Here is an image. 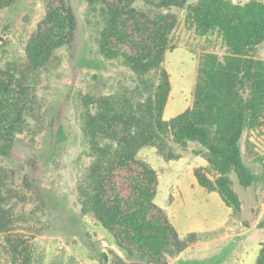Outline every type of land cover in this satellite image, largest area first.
Masks as SVG:
<instances>
[{"label": "trees", "instance_id": "trees-1", "mask_svg": "<svg viewBox=\"0 0 264 264\" xmlns=\"http://www.w3.org/2000/svg\"><path fill=\"white\" fill-rule=\"evenodd\" d=\"M15 0H0V9ZM98 7V44L107 59H121L134 74L130 86L112 94L87 98L83 132L91 163L80 188L84 213L92 214L129 256L147 264H168L199 240L182 237L168 214L155 202L158 171L138 153L154 147L166 160L181 157L172 143L195 141L208 152L211 179L196 168L198 183L218 191L225 204L238 211L241 201L232 188L235 172L243 186L256 180L244 161L241 138L246 130L264 126V2L250 0H87ZM185 11L198 34H214L225 49L220 56L206 51L199 60L191 107L166 120L172 89L164 65L178 15ZM77 18L65 0H47L46 16L31 34L26 55L35 67H45L55 52L75 43ZM26 86L13 73L0 69V154L8 155L28 112ZM0 180V235L13 255L11 264H29V248L10 233L13 220L5 207ZM255 264H264V242Z\"/></svg>", "mask_w": 264, "mask_h": 264}, {"label": "rangeland", "instance_id": "rangeland-1", "mask_svg": "<svg viewBox=\"0 0 264 264\" xmlns=\"http://www.w3.org/2000/svg\"><path fill=\"white\" fill-rule=\"evenodd\" d=\"M65 1L77 18V38L59 48L45 67L32 65L26 46L46 16L47 0H15L0 9V69L24 83L28 108L10 153L0 154L5 207L13 220L10 233L29 245V264H147L127 255L111 232L82 210L80 188L91 163L83 132L85 101L130 86L135 76L121 59L100 53L98 7L87 0ZM171 11L179 20L164 62L172 84L166 120L192 106L201 55L225 54L216 35L198 34L184 10ZM257 54L264 59V43ZM172 144L180 158L166 160L154 147L138 153L159 173L155 202L182 237L191 232L199 236L168 264H255L264 242V126L246 130L241 138L244 161L256 180L246 187L235 172L230 174L241 201L238 211L227 206L218 191L198 183L196 168L216 178L207 150L195 141ZM7 234L0 235V264H11L13 257Z\"/></svg>", "mask_w": 264, "mask_h": 264}]
</instances>
